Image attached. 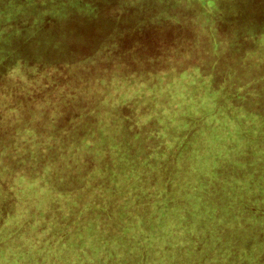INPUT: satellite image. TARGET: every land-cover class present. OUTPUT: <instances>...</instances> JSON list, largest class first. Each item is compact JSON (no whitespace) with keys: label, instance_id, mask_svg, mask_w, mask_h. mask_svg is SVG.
Wrapping results in <instances>:
<instances>
[{"label":"rangeland","instance_id":"obj_1","mask_svg":"<svg viewBox=\"0 0 264 264\" xmlns=\"http://www.w3.org/2000/svg\"><path fill=\"white\" fill-rule=\"evenodd\" d=\"M148 1L143 4L133 2V9H130L132 14L129 15V1L123 0L124 9L119 11L120 8L114 7L111 13L99 11L92 19L114 23L108 25L109 30L104 27L102 33L104 38L108 33L110 35L109 49L113 63L109 57V62L105 64L110 76L111 73L118 76L129 70L165 66L166 72L152 80L137 77L134 81H123L116 77L95 82L88 77L82 106L90 107L93 104V113L85 129L98 132L104 128L113 132L127 144L126 150L128 147L130 149L128 145L133 142L131 136L136 134L134 150L137 153L132 150L131 155L143 156L147 152L156 157L146 162L151 166L150 172L157 171L158 166L165 161L168 169L174 166L177 170V166H180L181 171L177 170L180 180L187 170L184 162L193 161L199 166L203 175L199 177V182H191L189 191L197 196L201 192V206H205L203 210H194L181 204L178 201L179 194L174 192L176 186H167L166 173L164 176L162 173L154 175L149 180L152 193L159 189L158 194L163 195L165 189H170L168 197L172 195L177 200L170 210H159V226L165 215L164 223H168L170 241H185L182 251L186 254L184 260L187 264L197 261L199 264H239L241 261L236 251L230 255L234 260L226 262L222 255L235 247L234 239L240 254L244 251L243 240L251 242L245 253L249 256L244 257V264H264V88L260 94L256 89L255 93L259 94L257 98L254 94L249 95V90L243 92L236 89L235 93L233 90L247 78L256 81L257 78L262 80L264 76V0ZM166 5L171 6L163 13ZM167 15L173 16L171 19L175 18L179 24L168 27L154 24L156 18L161 20L160 17L164 19ZM51 29L46 28L44 39L55 36L49 35ZM91 33L94 44L96 35L91 36ZM175 43L178 45L175 46ZM166 46L176 48L173 52H176L177 57L171 53V62H160L161 56L156 63L151 61L157 52L155 50ZM40 49L37 55L43 60L48 51ZM161 52L158 50L157 54ZM100 62L95 58L93 63L102 66ZM109 67L115 70V74ZM193 67L196 70H191ZM210 67H213V72L206 71ZM184 69L187 73L179 74ZM197 70L213 75V81L210 82L213 85L203 87L199 84L196 80ZM228 71H232L230 79ZM93 72L101 74L97 70ZM223 81L226 87L222 90ZM3 83L0 80V85ZM8 85L11 86L10 83ZM230 89V96L225 94L223 98V93ZM212 91L216 94L211 95ZM244 96L249 97L240 104L224 101H241ZM215 98L226 103L228 111L222 105L221 111L217 110L215 116L204 115L212 111L209 108ZM236 105H242L244 109L233 107ZM4 114L0 128L16 133L26 127L23 119L17 123L10 114ZM41 122L39 119L34 120L30 126L35 134L40 132L36 137L37 142H43L41 132L45 124ZM9 141L12 139L6 138L0 145V148L7 147L2 163H6L7 153L14 147L7 145ZM190 146L194 149L189 151ZM157 156H160L159 159ZM173 158H177L181 164L175 163ZM211 159H217L214 165L218 169V179L213 178L216 179L213 185V180L205 181L206 171L211 167L205 168L204 165L210 166ZM222 163H225L224 166ZM8 182L9 179L4 180L7 185ZM33 183L29 192H20L18 189V194L13 186L10 189L7 187V191L4 190L6 187L0 188V264H80L78 261L82 256L86 257L85 263L90 264L91 252L86 256L81 254L82 245L90 232V223L78 220L80 210H71V207L51 209L52 198H47L48 193L44 191L38 198H32L36 191L34 187H38L36 181ZM26 184L23 182L21 186L25 185L28 189ZM21 194L30 198L24 196V199L19 200ZM233 196H237L238 200L235 201ZM12 198H18V204L11 202ZM25 203H29V206ZM177 203L179 205H175ZM247 206L256 210V216L249 213ZM232 225H238L236 237L240 241L233 239L227 231ZM106 233L104 231L97 235L94 243L103 240ZM172 244L169 251L174 258L179 259L181 252ZM96 258L94 264H109L103 260V253ZM155 259L153 264H159ZM209 260L212 263H206Z\"/></svg>","mask_w":264,"mask_h":264},{"label":"trees","instance_id":"obj_2","mask_svg":"<svg viewBox=\"0 0 264 264\" xmlns=\"http://www.w3.org/2000/svg\"><path fill=\"white\" fill-rule=\"evenodd\" d=\"M127 1H129V15L132 14L130 9H133L131 8L133 2L137 1L141 4L149 2L148 0ZM170 6L166 5L163 13L167 12ZM114 7L120 8L118 9L120 11L126 6H123V0H0V80L4 82L0 85V124L4 122L2 120L5 117H2V114L5 113L10 114L17 123L23 119L26 126L16 133L0 128V145L7 138L12 139L7 145L14 146L7 153L6 163H2V159L7 147L0 148V188L6 187L4 190L7 191V187L10 189L13 186L17 194L18 189L20 192H29L35 184L33 181H36L38 187L34 188L38 192L34 191L32 198H38V195L44 191L48 193L47 198H52V206L47 201L51 209L71 207V210H80L78 220L90 223V232L82 245L84 248L81 252L85 256L91 252L90 264H94L96 257L99 258L101 253L104 255L103 260L109 264H153L155 257L159 264H187L184 260L186 254L182 251L185 241L182 239L177 242L170 241L168 223L167 221L164 223L165 215H163V223L159 226L161 219L159 210H170L177 200L172 195L168 197L170 189H165L163 195L158 194L159 189L154 192L155 194L152 193L149 180L154 175L162 173L164 176L166 173L167 186L171 184L176 186L174 192L179 194L178 201L185 207L203 210L205 206H201V202L203 203L201 192H198L197 196L189 191L190 185L199 182V177L203 175L199 166L193 161L184 162L187 170L180 180L177 178L181 171L180 166H177L179 172L174 166L168 169L165 161L158 166L157 171L150 172L151 166L146 162L156 157L150 156L147 152L143 156L131 155V151L135 149L136 134L131 136L133 142L128 145L130 149L128 147L126 150L127 144L120 141L113 132L104 128L98 132L85 129L88 119L91 118L90 114L93 113V104L90 107L82 106L88 77L93 78L95 82H104L105 78L116 77L123 81H134L137 77L152 80L157 75L165 73L167 69L165 66L166 68L129 70L117 76L115 70L109 67L115 75L108 74L105 64L107 59L110 60L109 57L112 61L113 55L109 49L110 35L108 33L104 38L102 33L104 27L109 30L108 25L114 23L92 18L99 11L111 13ZM77 18L82 20H76ZM160 18L161 20L156 18L155 25L168 27L179 24L175 18L171 19L173 16ZM48 27L52 28L49 30V35L55 34V36H47L44 39V32ZM90 33L91 36L96 35L94 44ZM174 45L177 46L178 43ZM40 48L48 51L43 60L37 55ZM175 49L173 46L157 48L155 51L162 50V52L160 55L156 52L151 61L156 63L161 56L160 62H171L173 57L171 53H175L174 57H177L176 52H173ZM95 58L101 61L102 66L94 65ZM171 69L172 67L168 71ZM93 70L101 74L97 75ZM191 70H196V67ZM197 71V82L203 87L210 86L213 75L209 76L206 71L213 72V67L204 72ZM228 72L230 79L232 71ZM102 73L106 74L102 75ZM185 73L187 72L184 69L179 74ZM261 79L257 78L255 81L253 78H247L244 83L240 82L233 89L234 93L236 89L243 92L249 90V95L254 94L257 98L264 88V76ZM221 84L223 90L226 87L225 81ZM230 91L231 89L229 92H224L222 97L224 98L225 94L230 96ZM256 91L259 94L255 93ZM214 93L216 94L212 91L211 95ZM206 96L209 97V94L206 93ZM215 97L217 98L216 95ZM247 97L249 96H244L241 101H233V99L224 101L240 104ZM216 98L209 108L212 111L204 115L215 116L217 110L221 111L222 105H225L228 111L226 103L221 100L219 102ZM233 107L244 109L242 105ZM38 119L45 124L44 131L41 132L43 142H37L36 139L40 132L35 134L30 128L32 122ZM216 128L218 129L217 126ZM225 131L227 132L226 129ZM175 149L177 150L176 147ZM190 149L194 148L190 146L189 151ZM134 153H137L136 150ZM159 157L157 156L158 159ZM173 161L181 164L177 158H173ZM215 161L217 159H211L210 166L204 165L205 168L211 167L206 171L205 181L217 177L218 169L214 165ZM222 164L224 166L225 163ZM5 179H9L8 185L4 183ZM23 182L27 183L28 189L25 185L21 186ZM215 182L216 179L213 180L212 185ZM24 196L21 194L19 200L24 199ZM233 197L235 201L238 200L237 196ZM17 199L12 198L11 202L18 204ZM26 203L25 205L29 206V203ZM247 207L249 213L256 216V210ZM207 208L209 209L210 206L208 205ZM227 229L233 239H238L236 237L238 225H232ZM104 231L107 233L102 237L103 240L94 243L97 235ZM172 231L174 234V229ZM242 243L244 251L240 254L236 250L234 239L235 247L222 254L226 262L234 260L230 255L232 251H236L237 258L240 257L241 261L239 264H244V257L249 256L245 253L251 242L243 240ZM171 244L181 252L179 259L171 255L169 251ZM85 260L86 257L82 256L78 262L87 264ZM209 262L212 263L211 260L206 263ZM193 264L199 263L197 261Z\"/></svg>","mask_w":264,"mask_h":264}]
</instances>
